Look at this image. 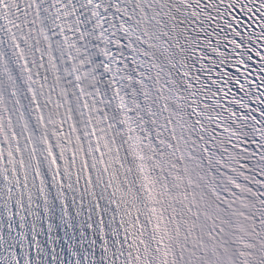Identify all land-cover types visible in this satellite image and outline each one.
I'll return each instance as SVG.
<instances>
[{"label": "snow or ice", "instance_id": "obj_1", "mask_svg": "<svg viewBox=\"0 0 264 264\" xmlns=\"http://www.w3.org/2000/svg\"><path fill=\"white\" fill-rule=\"evenodd\" d=\"M0 264H264V0H0Z\"/></svg>", "mask_w": 264, "mask_h": 264}]
</instances>
